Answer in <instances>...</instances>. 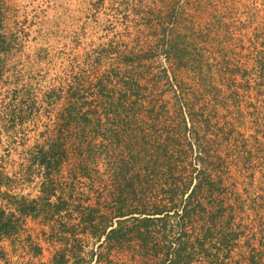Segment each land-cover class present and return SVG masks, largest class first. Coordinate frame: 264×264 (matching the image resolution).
<instances>
[{"label": "rangeland", "instance_id": "1", "mask_svg": "<svg viewBox=\"0 0 264 264\" xmlns=\"http://www.w3.org/2000/svg\"><path fill=\"white\" fill-rule=\"evenodd\" d=\"M176 33L188 68L163 58ZM0 34V207L25 197L48 211L0 240V264H48L68 233L87 264L262 257L264 0H0ZM199 181L187 219L182 194ZM169 208L148 248L133 221L122 243L93 239L119 213Z\"/></svg>", "mask_w": 264, "mask_h": 264}, {"label": "trees", "instance_id": "2", "mask_svg": "<svg viewBox=\"0 0 264 264\" xmlns=\"http://www.w3.org/2000/svg\"><path fill=\"white\" fill-rule=\"evenodd\" d=\"M172 19L168 17V21L170 22ZM173 34V33H172ZM180 33H176L175 35H172V38L170 41L166 42L162 47V55L165 61L169 65L177 66V68H188V63L185 60V56L180 51V45L182 42V37L179 36ZM164 39V38H163ZM164 41V40H163ZM166 41V39H165ZM183 46V45H182ZM8 52V47L5 43V40L3 36L0 34V80L2 78L3 73V56L6 55ZM185 60V61H184ZM186 62V63H183ZM260 69V72H263ZM164 73L166 74V69H164ZM41 154V153H40ZM201 160V164H204L202 161V158L199 157ZM47 158L45 156H40L39 160H31V165H37V166H44L46 164ZM57 165H59V162L57 161ZM4 174L0 172V189L3 186V180H4ZM205 179V178H204ZM206 181V179H205ZM207 182V181H206ZM210 188H207L206 191H211ZM200 181L195 185L193 190L188 194H182V196H186V201H184V204L182 203L180 211L182 212L183 216L187 219H190L189 216V203L192 200V198L196 195L198 191H202ZM1 192V191H0ZM1 194V193H0ZM45 196V195H44ZM46 202H49V196H45ZM11 202L6 203L5 207H0V240H12L14 236H16L15 232L18 226L21 224V221L25 218H31V219H37L42 216V212L45 210V205L43 203L38 202V200L32 199L27 200L25 197H15L10 199ZM47 206L54 207L51 203H47ZM58 207V206H57ZM172 208V207H171ZM169 208V210H163L160 212H148L145 211H133L128 212L127 214H118L114 218H110L107 223L104 226V231L96 236L93 237L97 241V244L102 246L103 244H118L125 241L127 238V234H120V226L122 223H128V222H136L138 224H143V231L138 230L137 231V241L141 244V246L148 248L149 243L152 241V233L149 230L150 226H153V223L160 222L164 219L165 216H169L170 212H173L174 210L175 214H178V207H173L172 210ZM8 210V211H7ZM56 213H60L61 209L58 208V210H55ZM222 210L221 207H216L213 211L209 212L211 216H222ZM44 214V213H43ZM182 216V217H183ZM127 217L126 219H124ZM114 219H116L114 223ZM81 222L85 224H92V218L90 215H85L84 217H81ZM152 223V224H151ZM114 224H116V227H114ZM150 224V225H149ZM21 226V225H20ZM106 230H108L106 232ZM131 232V231H130ZM209 230L206 229L203 239H206L209 235ZM68 236L63 237L61 241H59V244L61 246H64V248L58 250L55 252V254L52 256L51 260L48 264H87L85 262V258H83L82 251L77 250L74 247L69 246V239L71 238L70 242L78 243L80 242L79 239H77L74 234L68 233ZM156 240V239H154ZM32 242V243H31ZM30 243L32 244L34 250L32 251V254L34 257H37L41 254L42 250L41 247H39L37 244H34L33 241L30 239ZM200 247H203V244L199 245ZM156 247V244L153 245V248ZM176 253L182 254V252L185 250V243H179L178 247L176 249ZM181 255H178V258H180ZM260 259H257L255 264H262V261L264 260V248L261 251ZM253 262L254 259H251ZM39 264H45V263H39ZM187 264V263H186Z\"/></svg>", "mask_w": 264, "mask_h": 264}]
</instances>
